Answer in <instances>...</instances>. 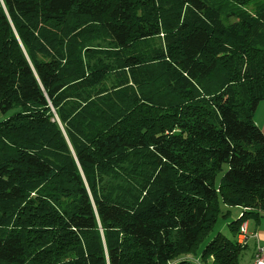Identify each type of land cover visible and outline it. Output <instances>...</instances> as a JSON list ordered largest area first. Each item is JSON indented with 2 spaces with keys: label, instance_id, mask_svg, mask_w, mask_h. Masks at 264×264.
I'll return each instance as SVG.
<instances>
[{
  "label": "trees",
  "instance_id": "1",
  "mask_svg": "<svg viewBox=\"0 0 264 264\" xmlns=\"http://www.w3.org/2000/svg\"><path fill=\"white\" fill-rule=\"evenodd\" d=\"M262 100L264 0H0V264H239Z\"/></svg>",
  "mask_w": 264,
  "mask_h": 264
},
{
  "label": "rangeland",
  "instance_id": "2",
  "mask_svg": "<svg viewBox=\"0 0 264 264\" xmlns=\"http://www.w3.org/2000/svg\"><path fill=\"white\" fill-rule=\"evenodd\" d=\"M261 105L262 106L259 109V111L261 112L260 116L263 118L264 109H262V107L264 108V106H263L264 105V101L262 102ZM12 112H13V110L9 111L5 115L0 112L2 114L1 119L9 116ZM224 210H226V208H224ZM230 210L231 211H229L227 213V215H222L221 214L219 216V218L217 219V221L215 223L214 230H213V232L211 234H214V233H217V232H221L222 234L231 236L232 232H231V229H230V226H229V222H231L232 220H236L240 216L242 208H240V207H231ZM243 223H250V228L248 229L249 238H248V241H247V243L249 242V245H247V248H245L243 250V252L241 253V256H240V259H239V264H249L250 261H251V258H252L253 246H254V243L256 242V240L254 238L250 237V235L253 232H255L254 230H256V228L258 227L257 225H259V224L260 225H259L258 228L264 229V216L261 217L258 220L254 219L253 217H250V218H247ZM239 232H240V230H239ZM238 235H239V233H238ZM255 249H256V246H255ZM254 253H255V251H254ZM254 253H253V256H254ZM190 255H191V253L185 254L182 257L189 258ZM252 261H253V259H252Z\"/></svg>",
  "mask_w": 264,
  "mask_h": 264
},
{
  "label": "built area",
  "instance_id": "3",
  "mask_svg": "<svg viewBox=\"0 0 264 264\" xmlns=\"http://www.w3.org/2000/svg\"><path fill=\"white\" fill-rule=\"evenodd\" d=\"M250 237L254 238L257 241L253 261L251 264H264V243L261 244L259 242L257 233L251 234ZM248 238V224L243 223L240 227L238 239L242 244H247Z\"/></svg>",
  "mask_w": 264,
  "mask_h": 264
},
{
  "label": "crops",
  "instance_id": "4",
  "mask_svg": "<svg viewBox=\"0 0 264 264\" xmlns=\"http://www.w3.org/2000/svg\"><path fill=\"white\" fill-rule=\"evenodd\" d=\"M264 100H262L261 102H260V104H259V106H258V108H257V110H256V112H255V115H254V119H255V122L257 123V125L264 131V116H263V118L260 116V114H261V112L259 111V109L261 108V104H262V102H263ZM264 106V105H263ZM262 109H264L263 107H262ZM1 117H2V114L0 113V119H1ZM248 224V229L250 228V223H247ZM260 225V224H259ZM259 225H257L258 227H259ZM256 228V230H254L255 232H253V233H257L258 234V239H259V242L261 243V244H263L264 243V229H261V228ZM258 230V231H257ZM252 233V234H253ZM256 243H257V241L254 243V246H253V252H252V258H251V261H250V263L249 264H251L252 263V259H253V253H254V251H255V246H256ZM247 245H249V242L247 243Z\"/></svg>",
  "mask_w": 264,
  "mask_h": 264
}]
</instances>
